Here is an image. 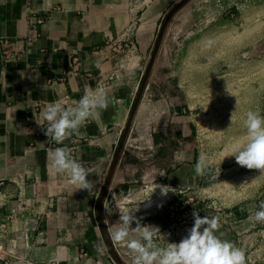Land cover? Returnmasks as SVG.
<instances>
[{
	"label": "crops",
	"instance_id": "0c3cea01",
	"mask_svg": "<svg viewBox=\"0 0 264 264\" xmlns=\"http://www.w3.org/2000/svg\"><path fill=\"white\" fill-rule=\"evenodd\" d=\"M178 1L153 0L132 24L124 0H0V39L13 43L8 55L0 46V221L5 219L0 246L8 245L7 233L21 242L18 257L0 251V264H117L98 224L96 201L136 97L140 68ZM222 4L243 3L189 0L172 16L134 114L102 209L110 241L126 264V248L111 238L110 225L121 209L139 207L135 215L142 224L156 225L178 242L190 227L167 229L165 195L144 207L143 187L158 182L194 192L220 164L203 153L196 125L182 107L171 46ZM128 27L131 49L116 54L113 39ZM109 75V103L98 118L62 144L45 136L36 123V103L61 95L78 100L85 88L99 87ZM58 147L70 149L91 170L90 191L77 189L67 173L52 167L48 153Z\"/></svg>",
	"mask_w": 264,
	"mask_h": 264
},
{
	"label": "rangeland",
	"instance_id": "374dc122",
	"mask_svg": "<svg viewBox=\"0 0 264 264\" xmlns=\"http://www.w3.org/2000/svg\"><path fill=\"white\" fill-rule=\"evenodd\" d=\"M234 1L243 4L213 7L190 33L174 39L172 58L175 77L182 80V107L196 125L198 145L220 163L194 195L211 205L205 216H219V233L244 250L246 264H264V222L252 219L264 204V170L225 157L233 141L245 134V113L257 108L264 113V0ZM155 192L148 190L140 204L160 201Z\"/></svg>",
	"mask_w": 264,
	"mask_h": 264
},
{
	"label": "clouds",
	"instance_id": "9594fccd",
	"mask_svg": "<svg viewBox=\"0 0 264 264\" xmlns=\"http://www.w3.org/2000/svg\"><path fill=\"white\" fill-rule=\"evenodd\" d=\"M108 103L107 89L85 88L78 100L61 95L46 103L36 123L44 129L46 137L62 144L87 122L98 118L100 110L105 109ZM243 126V138L233 141L225 157H234L238 165L247 169L264 170V113L259 108L249 109L245 113ZM48 159L57 172L70 176L71 183L77 189L90 191L93 188L87 179L91 170L75 159L70 149L58 147L48 153ZM203 169L202 158L196 171L202 174ZM161 193H167L164 187H161ZM138 208H122L118 220L110 225L112 240L127 250L128 264H246L244 250L231 240L222 238L223 234L219 233V216L201 217L194 210L193 223L186 230V235L178 242H170L158 226L141 223L135 215ZM252 219L264 222V204ZM164 237H167V243H163Z\"/></svg>",
	"mask_w": 264,
	"mask_h": 264
},
{
	"label": "built area",
	"instance_id": "2783aa9c",
	"mask_svg": "<svg viewBox=\"0 0 264 264\" xmlns=\"http://www.w3.org/2000/svg\"><path fill=\"white\" fill-rule=\"evenodd\" d=\"M124 1H125L124 4L126 5L127 8L128 19L130 23L133 24L137 20L138 12L146 8L153 0H124ZM41 22L42 19L38 18L37 23H41ZM129 29L130 28L128 27L124 31L120 32L113 39L111 49L114 53L126 54L131 49L132 42L127 41V30ZM12 45L13 43L11 41H8L6 39H0V46L2 47L4 54L8 55V52L12 48ZM144 67L140 68L141 73L137 77L136 90L139 87V83L143 75ZM111 80H112V75L107 76L104 79V81L99 85V87L106 88ZM35 106L37 107L38 110V114H37V121H38L40 117V113L45 105L42 103H36ZM54 146H55L54 143L50 144V147H54ZM149 185H145L143 187L144 197L142 198V201L143 199H145V195L147 194L148 190H150L151 188H156L157 191H159L158 193L155 192L154 196L159 195L162 196L163 198V195H165L164 200L169 216V220L166 228L169 229L170 231L178 227H191L193 223L192 212L194 210L198 211L201 217H204L205 213L210 211L211 205L205 203L204 199H201L197 195H194L195 192L186 191L174 185H168L158 182H153V184H151L150 186ZM161 187H164V190L167 191L166 194L161 193ZM144 204L145 203H143V205ZM228 215H230V212ZM2 228L5 229V219L0 221V229ZM4 229H2L1 231H4ZM6 238L8 245L3 246L2 244L0 246V251L5 253V255L8 257H12L13 255L18 257L19 256L18 248L21 244L20 240L16 236L14 238H11L8 233L6 235Z\"/></svg>",
	"mask_w": 264,
	"mask_h": 264
},
{
	"label": "water",
	"instance_id": "95a60500",
	"mask_svg": "<svg viewBox=\"0 0 264 264\" xmlns=\"http://www.w3.org/2000/svg\"><path fill=\"white\" fill-rule=\"evenodd\" d=\"M188 1L189 0H179L173 7L170 8V10L167 12V14L165 15V17L163 19V22H162L161 27H160V31H159V33L157 35V39H156V41L154 43L153 49L151 51V54H150L149 59L147 61L145 70L143 72L139 87L137 89V93H136L135 100L133 102V106L131 108V111L129 113L127 121L125 123L124 129H123V133H122L120 141H119V143L117 145L116 152H115L114 157H113V159H112V161L110 163V166H109L108 171L106 173V177H105V179L103 181L100 193H99L97 201H96V216H97L98 224H99V226H100V228L102 230V233L104 235V239H105L106 245L108 247V250H109L112 258L114 259V261L117 264H126V263L118 255V253L116 252V250L114 249V247H113V245H112V243L110 241V237H109V234H108V231H107V227L105 225L103 214H102L104 199H105L106 193H107V191H108V189L110 187V182L112 180L113 173H114V171L116 169V166H117L118 161L120 159L121 153L123 151V148H124L127 136H128V132L130 130V127H131V124H132V120L134 118V114H135V112L137 110V107H138V105L140 103L141 97L143 95L145 86L147 84L148 78L150 76V73H151V70H152V67H153L154 61H155V59L157 57L158 51H159L160 46H161V44L163 42L164 34L166 32L168 24H169L172 16L183 5H185Z\"/></svg>",
	"mask_w": 264,
	"mask_h": 264
},
{
	"label": "bare ground",
	"instance_id": "6f19581e",
	"mask_svg": "<svg viewBox=\"0 0 264 264\" xmlns=\"http://www.w3.org/2000/svg\"><path fill=\"white\" fill-rule=\"evenodd\" d=\"M131 58H134V57H131ZM131 58H130V60H131ZM132 61V60H131ZM132 62H134V61H132Z\"/></svg>",
	"mask_w": 264,
	"mask_h": 264
}]
</instances>
